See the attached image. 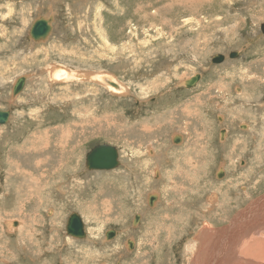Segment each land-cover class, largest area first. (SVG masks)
<instances>
[{"label": "rangeland", "instance_id": "rangeland-1", "mask_svg": "<svg viewBox=\"0 0 264 264\" xmlns=\"http://www.w3.org/2000/svg\"><path fill=\"white\" fill-rule=\"evenodd\" d=\"M262 25L264 0H0V264H186L203 220L263 197ZM99 145L117 167L87 169Z\"/></svg>", "mask_w": 264, "mask_h": 264}, {"label": "bare ground", "instance_id": "bare-ground-1", "mask_svg": "<svg viewBox=\"0 0 264 264\" xmlns=\"http://www.w3.org/2000/svg\"><path fill=\"white\" fill-rule=\"evenodd\" d=\"M190 6H191V4H190ZM31 42H33V40ZM81 77L82 76H78V78H81ZM108 78H109V76H108ZM108 78H106V81L109 83V85L107 86V89L113 90L114 87H112V85H110V83L115 84L116 80L114 77H111L110 80ZM87 79L97 80V78H93V77L87 78ZM106 81H104V82H106ZM120 87H121V85H120ZM124 91H123V94H124ZM9 121H10V116H9ZM245 127L246 126L242 125L243 129ZM66 137H67V135H66ZM177 138H178V136L175 139H177ZM177 140L179 141V139H177ZM56 147L58 149H60V148H63L64 145L57 144ZM31 149L34 150V148H31ZM47 149H48V147H47ZM18 150H20V149H18ZM22 150H24V149H22ZM20 154H21V152H20ZM67 158L69 159V157H67ZM60 159L63 160V158H60ZM61 160L58 163V165H60V166H61ZM66 162L67 161L65 158L64 164L66 167H68L71 164V162L70 163L69 162L66 163ZM37 163H41L43 165L42 160L37 161ZM62 164H63V162H62ZM16 165H17V163H16ZM34 167H35L36 171H38L40 169V167L37 166L36 164H34ZM62 168H63V166L60 167V169H62ZM41 170H42V168H41ZM179 170H182V169H179ZM31 172L28 171L27 173H29L30 177L33 176V180H35L34 182L36 183V185L40 184V182L42 181L41 173L39 174L40 176L38 178H34L35 176H34L33 172L32 173ZM53 174H51V175L53 176ZM182 174H184V173H182ZM27 178H29V177H27ZM187 178H189V177H187ZM216 199H217V197H216ZM210 200H211V198H210ZM215 203H216V201L212 204H209V205H212V207H215ZM207 210H210V209H207ZM206 214H207V212H206ZM200 221H201V219H200ZM8 225L9 226H15V225H17V221L12 222V223L9 222ZM263 232H264V196L259 198V199L252 201L250 203V205H248L239 214L235 215L234 218L232 219V221L227 226H225L223 228L222 227L214 228L213 226L208 224L207 221L203 220L201 223L199 232L192 238L190 243L186 244V246L184 248V252H186L187 255L189 256L188 258H186V264H264V233ZM109 233H111L113 235V231H110ZM131 244L133 245V243H131Z\"/></svg>", "mask_w": 264, "mask_h": 264}, {"label": "water", "instance_id": "water-1", "mask_svg": "<svg viewBox=\"0 0 264 264\" xmlns=\"http://www.w3.org/2000/svg\"><path fill=\"white\" fill-rule=\"evenodd\" d=\"M51 22L52 18H43L39 17L37 18L32 25L29 28L28 31V37L27 39H31L34 42H41L45 41L48 38V34L50 33L51 29ZM262 31L264 32V25H262ZM236 54V53H235ZM234 55L229 54V58H232ZM224 59L223 55H216L212 59V63H220ZM200 76L196 75L186 81V86L191 87L197 81L199 80ZM25 84V77H19L15 83L12 86L11 94L12 97L17 96L24 88ZM10 116L9 110H0V125H4L8 123ZM223 132V131H222ZM221 132V133H222ZM174 143H178L179 141L177 139H174ZM86 167L88 170L92 169H101V170H111L119 165L118 156H117V150L115 147L109 146V145H99L93 148L89 153L86 154L85 158ZM155 195H149L148 197V204L150 206L153 205V202L155 201ZM139 219V216L137 215L134 218L133 224L135 225ZM66 232L68 235H71V237L77 238V239H83L85 238L86 234L84 232V225L79 218L77 214H72L67 223H66ZM111 233H108L106 235L107 239ZM129 244V242H128ZM132 244H130L131 246ZM129 246V247H130Z\"/></svg>", "mask_w": 264, "mask_h": 264}]
</instances>
